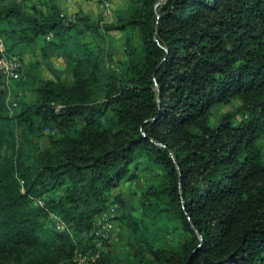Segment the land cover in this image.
Returning a JSON list of instances; mask_svg holds the SVG:
<instances>
[{
	"label": "trees",
	"instance_id": "1",
	"mask_svg": "<svg viewBox=\"0 0 264 264\" xmlns=\"http://www.w3.org/2000/svg\"><path fill=\"white\" fill-rule=\"evenodd\" d=\"M124 2L0 0L8 53L66 61L0 76V264H264V0ZM104 215L127 260L95 247Z\"/></svg>",
	"mask_w": 264,
	"mask_h": 264
},
{
	"label": "rangeland",
	"instance_id": "2",
	"mask_svg": "<svg viewBox=\"0 0 264 264\" xmlns=\"http://www.w3.org/2000/svg\"><path fill=\"white\" fill-rule=\"evenodd\" d=\"M90 1V0H88ZM110 1V8L112 15L109 16L108 13H104V2L103 0H97L93 2V4H83L84 7H86V11L88 13H92V18L96 19L97 22H103V23H110L115 21V14L118 10L125 8V2L124 0H109ZM61 2H63L61 0ZM68 3H71V0L66 1ZM83 7V8H84ZM102 9V15H99V11ZM75 19V18H74ZM108 47L113 55V62L111 63V66L119 67L122 66V62L125 60V54H124V46H123V37L119 33H114L113 37L110 39ZM40 64L36 68L38 72H41L42 76L46 79H56V73H60L59 75L63 78L65 77V74L62 73V71L65 69V63L66 61L59 57V56H52L47 62L41 58L40 53L38 51H33L32 53H29L24 56L23 58V64L25 67H31V65ZM11 88L12 91V83H10L9 89ZM6 90H9L7 87H5ZM229 111H232L231 106H227L222 109L220 114L227 113ZM129 184H125L121 187L122 191H126V193H129ZM120 191V190H119ZM132 191H134V188H132ZM114 194L118 193L117 191L113 192ZM137 201V199H136ZM112 227L109 231V238L105 241V250H113L119 255H121V258L123 260H127L129 256V248L127 246L126 239L123 237L122 234L125 232L124 229L116 226L115 223L111 222ZM124 235V234H123ZM85 253L81 254L78 253L77 257L74 259L76 264H86L89 259L92 257L93 250L90 248H87L83 250ZM113 252L114 254H116Z\"/></svg>",
	"mask_w": 264,
	"mask_h": 264
},
{
	"label": "built area",
	"instance_id": "3",
	"mask_svg": "<svg viewBox=\"0 0 264 264\" xmlns=\"http://www.w3.org/2000/svg\"><path fill=\"white\" fill-rule=\"evenodd\" d=\"M62 1L66 2L68 0ZM103 2L104 13H108V15L111 16V9H109L110 1L103 0ZM62 16H64V14H62ZM22 67L23 62L20 57L8 53L6 45L0 37V76L4 77L5 79V87L9 89L10 83L12 81H18L20 79ZM39 204L43 205V202L39 201ZM54 219L55 221L59 220L56 217H54ZM57 227L58 229H62L64 227V223L59 221ZM111 227L112 225L109 222L107 215H104L103 218L98 220V227L92 232V236L96 238V241H93L96 248L102 247V242L109 238V231Z\"/></svg>",
	"mask_w": 264,
	"mask_h": 264
},
{
	"label": "crops",
	"instance_id": "4",
	"mask_svg": "<svg viewBox=\"0 0 264 264\" xmlns=\"http://www.w3.org/2000/svg\"><path fill=\"white\" fill-rule=\"evenodd\" d=\"M97 0H71V3L68 2H61V8L63 10V14L66 15L70 19H74L77 15L80 14H90L86 11V7L83 6V4H93ZM84 7V8H83ZM99 11V15H102V9ZM92 14V13H91ZM90 14V15H91Z\"/></svg>",
	"mask_w": 264,
	"mask_h": 264
}]
</instances>
